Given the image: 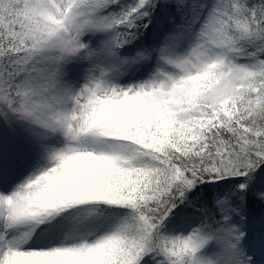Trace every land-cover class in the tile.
<instances>
[{
	"label": "snow or ice",
	"instance_id": "6c2138e0",
	"mask_svg": "<svg viewBox=\"0 0 264 264\" xmlns=\"http://www.w3.org/2000/svg\"><path fill=\"white\" fill-rule=\"evenodd\" d=\"M0 264H264V0H0Z\"/></svg>",
	"mask_w": 264,
	"mask_h": 264
},
{
	"label": "trees",
	"instance_id": "16d2710c",
	"mask_svg": "<svg viewBox=\"0 0 264 264\" xmlns=\"http://www.w3.org/2000/svg\"><path fill=\"white\" fill-rule=\"evenodd\" d=\"M253 210L256 211V212H259L260 208L258 206H256V207L253 208Z\"/></svg>",
	"mask_w": 264,
	"mask_h": 264
}]
</instances>
